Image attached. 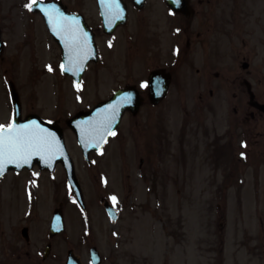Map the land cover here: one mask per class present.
Wrapping results in <instances>:
<instances>
[{"label": "rangeland", "instance_id": "obj_1", "mask_svg": "<svg viewBox=\"0 0 264 264\" xmlns=\"http://www.w3.org/2000/svg\"><path fill=\"white\" fill-rule=\"evenodd\" d=\"M30 2L0 0L2 39L7 41L4 60L0 58V80L5 65L11 67L12 64V81L20 85L21 115L34 111L58 120L76 177L89 202L95 201V213L100 208L96 197L101 193L93 181L97 172L111 182L108 184L110 193L134 206L128 215L123 211L116 221L110 222L105 218L100 226L103 229H99L104 233L102 236L97 230L99 225L95 228L99 241L94 243L98 249L112 258V264H121L127 234L134 237L129 242L130 249L134 254L139 253L141 264H264V139L258 136L250 140L252 152L248 163L251 164L244 168L241 167L243 162L238 159L239 131L234 129L232 135L226 133L231 122L236 123L237 115L233 107L252 109L248 107L247 96L239 92L237 77L240 72L256 82L257 98L264 99V82L257 83L254 75L250 77L241 68V61L246 58L252 63L248 70L253 74L257 71L261 73L263 63L260 57L255 56L264 52L261 46L256 51V47L241 45L235 36L223 40L217 28V9H213L210 16L214 28L209 31H206L207 17L203 13L193 18L195 27L192 35L183 28L187 19L182 16L169 19L161 13L150 12L145 14L143 23L139 15L132 11L124 30L118 29L114 33L111 47L105 46L107 34L98 32L101 41L99 63L89 65L78 85L58 72L57 48L46 31L37 26L36 15L26 7ZM203 2L201 9L204 12ZM94 5L93 0L80 2L86 16L97 24ZM30 20L34 21V29L29 24ZM197 31L200 34H195ZM189 39L190 44L187 43ZM165 62L177 63L178 66L174 87H171L174 91L161 100L158 112L162 116L174 117V128L187 123L195 129L206 126L216 128L217 133H226L224 137L229 140L225 142L232 143V150L222 158L210 155L209 161L208 151L203 149V137L200 135L198 138L195 134L193 143L200 144L203 156L181 166L174 160V188L169 187V178L162 172L161 186L155 194H151L146 188L151 179L148 171L143 173V183L137 182L128 196L121 155L125 151L132 154L131 161H128L131 164L129 170L138 173L140 154L137 146L130 143L125 146L117 141V137L111 138L96 154L94 165H88L74 133L64 120L76 110L90 107L106 97L116 82L128 80L138 83L153 64ZM6 74L10 76V71ZM3 89L0 84V91ZM210 89L214 90L212 95ZM2 101L3 97H0V108ZM2 109L0 123L11 117L7 108ZM256 118L250 122H256L261 131L264 114ZM131 122L132 119L124 116L120 132ZM244 163L246 165L247 162ZM20 187L19 180L12 184L11 171L1 180L0 222L8 224L5 221L10 216L5 213L10 211L5 207L8 203L11 205L15 198L12 224L19 228L28 223L32 227L28 249L35 256L36 251L41 252L47 242L53 241L55 255L59 250V239L49 238L48 227L52 210L62 202L64 232L69 238L66 244H72L81 233V228L83 230V221L75 202L67 195L63 168L56 165L52 173L42 172L37 183H28V198H24L25 193ZM28 205L32 213L30 221H23L20 216ZM16 236L20 238L18 229Z\"/></svg>", "mask_w": 264, "mask_h": 264}, {"label": "flooded vegetation", "instance_id": "obj_2", "mask_svg": "<svg viewBox=\"0 0 264 264\" xmlns=\"http://www.w3.org/2000/svg\"><path fill=\"white\" fill-rule=\"evenodd\" d=\"M57 1H59L57 7L64 14L65 11H68L70 13H78L83 16L90 31L86 32L82 29L81 30L84 33H87V39H89V33L92 32L97 44L98 59L96 60V62L90 61L87 63L80 79L81 81L89 65L97 64L100 60L99 47L101 41H99L100 34H98V32H102L103 34L105 33L103 31L101 18L99 16L97 1L93 0L96 9L95 13L97 15V24L95 23V21L93 23V21H91L86 16L85 12L80 8L81 0ZM123 1L126 4L127 22L132 11L139 15L143 23H145V14H148L150 12L161 13L163 14V16H167H164L165 18L169 19L172 17H174V19H177L178 16H182L183 19H187V22L185 23L183 28L190 32L191 35L195 27L193 18L197 15H200L201 13H203V16L207 17L206 31L214 28V23L210 21V16L213 14V9H217V28L220 37L223 40L227 37L235 36V38L239 43H241V45H250L252 48L256 47V51L259 50L258 46H261L264 51V0H187L189 6L187 14L175 11L165 0H143L142 4H140L139 6H136L132 2V0ZM202 1H204L203 3L205 5L204 12L201 9ZM31 13L33 15H36L37 17V26L40 25V27H42L46 31L49 38L52 40L53 45L56 46L57 61L58 66L60 67L64 56L63 50L66 48L64 38L59 35V40H54L52 34L48 30L43 16L39 12ZM68 17L75 18L81 28L80 20L77 17H75L73 14H70ZM165 18L163 19L165 20ZM127 22L126 24L116 26L110 34H107L108 41L105 42V46H112L114 33L118 29L123 31L124 27L127 25ZM142 22L139 23L143 24ZM29 24L31 28L34 29V21L30 20ZM99 27L100 29L98 30ZM167 27H170V25H167ZM170 33H172V31H170ZM195 34L200 33L197 31ZM187 43L190 44V39L187 40ZM6 45L7 41L3 40V50L0 54V58H2L3 60V51ZM255 56L260 57L259 60H261L263 63V69L261 73L257 71L253 74L252 72H250L248 69L250 67V64L252 63L246 58L242 59L241 68L245 70L246 73L250 75V77H253L254 75V77L257 78V83H263L264 52L262 54L257 53L255 54ZM180 60L182 63L183 58H181ZM177 66L178 64H175L173 62H165L164 64L160 65L155 63L147 69V71L144 73L145 77H143V79H141L138 83L128 80H124L120 83L116 82L108 91L107 96L111 95L120 87L126 85H134L138 89V94L141 97V104L137 113L133 114L128 111L124 113V116L132 119V122L128 123V125L124 127V129H122L123 131L120 132V126L122 123L121 120L119 124L120 126L117 128L116 132L111 135L112 138L117 137V141L122 145L126 144L125 146H127L129 143L135 144L137 146L138 154H140L137 165L138 173L136 174L132 173V171L129 170L131 164H129L128 161H131L130 156L132 154L125 151V153L121 155L122 161L124 162V182L128 187V196H130L131 192L134 190V186L136 188L137 182L143 183L145 174H147L148 171L151 173V179L147 183L146 188L151 194H155V192L160 188V175L162 172L165 174V177L169 178V184L171 185L169 187L174 188V160L181 166L182 164H184V162V165H187L189 163H193L195 158L203 156L200 144L195 145L193 143V136H195V134H197L198 138L200 137V135L203 137V139H201L202 144L205 145L203 149L205 151H208V158L209 161H211L210 155L215 158H222L226 152H231L232 143L229 142L227 144L225 140L229 139L224 137V135L227 132L232 135V131L234 129L238 130V134L240 135L238 143L240 155L238 159L240 162H243L241 164V167L244 168L247 165L251 164L248 163L250 153L252 152L250 147L252 141L250 142V140L253 137L255 138L258 136H260L261 139H264V126H262L261 131H259L258 124L256 122H250L251 119L255 120L257 119L256 117L264 114L263 108L257 103H263L264 99L257 98L258 87L256 85V82L248 79L247 76L245 77L242 72H240L237 77L239 83V92L240 94L242 93L244 96H247V104L249 105L248 107L252 109L248 110V108L245 107L243 109L241 107H233V111L235 115H237L236 123L231 120V127H228L226 129V133H217L216 128L210 129L206 126L204 128L199 127L195 129V126H190L187 123L182 124L179 127L176 126L174 128V117H168L166 115L162 116L161 113L157 110L161 101L157 104H154L150 101L148 80L150 72L155 69L162 70L161 74L163 75V77H165L164 75H168L167 90L165 95L166 97L169 92H171L172 90L174 91V88L171 89V87L172 85L174 87ZM7 71H10V76L6 74ZM58 72L62 75H65L61 70H59ZM246 73L244 72V74ZM2 74L3 76L0 80V84L4 89L0 91V97H3V101L1 104V107L3 109H0L5 110V108H7V111L12 113V89H14L19 96L18 88L20 87V85L14 84L12 81V64L11 67H6L5 65ZM142 81H147V86H142ZM209 93L210 95H212L214 93V90L210 89ZM6 123L8 122H5V124ZM241 153H244V155H241ZM96 156V154L90 153L87 158H84V161L88 165H94ZM244 162H247L246 165ZM184 165L182 167H185ZM211 165L212 164L210 163L209 166ZM149 169H151V171ZM11 172L12 184L15 185L16 181L19 180L22 184V187H20V189L25 193H23L24 198H28L29 192L27 184L29 183V185H31L33 183H37V178H39V175H41L42 172H47V170L40 169L37 165H33L31 168L23 167L20 169H12ZM97 173L98 175L97 177L95 176L93 178V181L95 183V186L98 185L97 188L101 192L96 197L100 204L99 210L96 213L94 212L95 201L89 202L88 197L83 192L84 204L80 205V208H78V213L81 220L83 221V230L81 228V233H79L76 237V240H74L73 243L69 245L66 244V240H68L69 238L65 236V229H63L60 233L49 237L53 240L55 238L59 239V250H57L55 255L53 252V241L51 240L52 242H47L44 245L41 252L38 250L35 252V256H33L31 250L28 249L33 234L32 227L28 223L20 225L19 228L18 226L16 227L14 223L12 224V208H15L12 206L16 205L15 198H13L11 205H9L10 203H8L5 207L7 211H10V213H5L6 216H10L8 220L5 221L8 224L6 225L4 222H0V264H52V262H56V264H67L68 262L73 264H112V258L106 257V254L102 253V251L98 249L96 243H94L99 241L97 238V232L99 231V229H103L100 226L105 221V218L110 222L112 221V219L110 218V214H108L105 209L106 203L108 201L110 202V204L116 210L118 217L123 211L126 215H128L129 210H133L134 206H132L130 203H126L125 201L120 200L116 194L110 193V189H108V184L110 181L107 180L106 177L103 180L101 177V172ZM6 174L7 172L0 176V182L1 180H3ZM102 189L105 190L104 193ZM112 195H115L117 197V200L115 202L112 199ZM135 212L136 211H133L132 213ZM31 214V207L28 205L24 208V211L21 213L20 218L23 221H28ZM134 219L136 218L134 217ZM98 225L99 228L96 232L95 228ZM17 229L19 231V239L16 236ZM99 234L102 236V234L104 233H102V231H99ZM132 239H134V237L131 238L126 234L125 242L123 244L124 247L122 250L121 264H141L139 253L134 254L130 249L131 245L129 244V242ZM19 240H21L22 242L20 243ZM94 246L96 247V249H92V247ZM92 253L97 254V258H94L92 256ZM40 254L41 257H38ZM69 256L71 257L70 259Z\"/></svg>", "mask_w": 264, "mask_h": 264}, {"label": "water", "instance_id": "obj_3", "mask_svg": "<svg viewBox=\"0 0 264 264\" xmlns=\"http://www.w3.org/2000/svg\"><path fill=\"white\" fill-rule=\"evenodd\" d=\"M120 1V0H119ZM135 3L139 4L142 2V0H133ZM168 3L171 4V6L174 9L185 11L188 8L187 0H166ZM46 1L44 0H37L36 4L31 8L32 10H41L42 13L44 14V17L46 21L48 22V26L51 30V32L54 34L55 38H57V33L53 31L52 25L49 23L48 18L44 10L40 7L41 4H44ZM99 6H100V11H101V16L104 21V25L107 26V23L109 21H114L113 23L115 24L116 22H120L121 20H124L125 18V7H120L121 9V15L118 16V18H114L108 11V9L105 7V4L102 2V0H98ZM1 41H0V50H1ZM90 49H91V54L90 56L88 55L86 59L83 60L82 64L79 66H73L74 70L73 71H66L70 74H73L76 78L80 74L81 70L84 67V64L87 58L93 56L95 59V46L94 42L90 44ZM65 51V60L64 64L67 66V54H68V48L64 49ZM162 72L159 70L152 71L150 76H149V89H150V97L153 101L159 100L165 93L166 90V83L168 80V76L161 74ZM164 80V82H163ZM125 97H127L129 102H124ZM13 104L16 105V109L14 111V117L13 120L17 124H24L29 121H37L43 128L48 129L51 133L55 134V140L59 146V151L51 156V158L43 157V156H32L30 162L28 165L32 164L33 162H37L40 166L42 167H48L49 169H52L54 166V163L59 160L63 163L66 171L67 178L78 195L80 197V189L78 186V183L76 181V178L74 176L73 172V167L72 163L70 160V157L66 151V148L64 146L63 138H62V131L61 128L58 126L56 122H50L47 120H44L40 118L36 114H30L27 115L24 119L20 118V113L18 109V102L17 99L13 98ZM139 104V97L137 96L136 90L132 88L131 86L126 87V89H120L117 90L113 96H111L108 99H103L98 101L92 108L88 110H80L77 111L73 116L68 118L66 120V123L74 130L76 137L78 139V142L83 150L84 154H87L90 150L92 149H98L101 147V145L104 143L106 140L107 136L109 133L115 128V126L118 124L120 117L122 115V112L124 109L129 108L131 110H136ZM116 106V114L113 118V123L111 125V128L105 132L104 134V139L97 141L95 139H92L90 134L87 132V122L89 121H95L98 119L101 115L107 113H111L112 106ZM264 108V103L260 104ZM47 160V162H45ZM17 164H8L5 166L4 170H6L8 167H12ZM22 164H19L18 166H21ZM62 215L60 209H56L54 212L53 220H52V229L54 230H59L62 228L63 223H62Z\"/></svg>", "mask_w": 264, "mask_h": 264}, {"label": "snow or ice", "instance_id": "obj_4", "mask_svg": "<svg viewBox=\"0 0 264 264\" xmlns=\"http://www.w3.org/2000/svg\"><path fill=\"white\" fill-rule=\"evenodd\" d=\"M36 2L37 0H32L26 7L31 9ZM102 2L109 13L114 18H118L121 11L119 0H102ZM40 7L46 13L53 31L64 38L65 46L68 48L67 66L62 63L61 69L73 71V66L81 65L83 60L91 54L87 33L81 30L75 18L65 16L55 4H41ZM49 68L51 69V65ZM141 84L147 86V81H142ZM124 102H129L127 97ZM115 114L116 106L113 105L110 114L106 112L95 121L87 122V132L92 139L97 141L104 139V134L111 128ZM58 151L55 134L43 128L37 121L17 124L12 120L6 124L0 123V173L8 164H28L34 155L51 158ZM112 199L115 202L117 197L113 195Z\"/></svg>", "mask_w": 264, "mask_h": 264}]
</instances>
